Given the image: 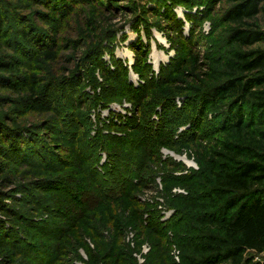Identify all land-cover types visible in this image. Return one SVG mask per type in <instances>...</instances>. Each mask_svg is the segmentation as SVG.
<instances>
[{"label": "rangeland", "instance_id": "rangeland-1", "mask_svg": "<svg viewBox=\"0 0 264 264\" xmlns=\"http://www.w3.org/2000/svg\"><path fill=\"white\" fill-rule=\"evenodd\" d=\"M191 1L0 0V264H183L231 113L210 94L233 2Z\"/></svg>", "mask_w": 264, "mask_h": 264}, {"label": "trees", "instance_id": "trees-1", "mask_svg": "<svg viewBox=\"0 0 264 264\" xmlns=\"http://www.w3.org/2000/svg\"><path fill=\"white\" fill-rule=\"evenodd\" d=\"M232 2L223 18L226 52L215 60L217 82L210 94L216 105L229 103L231 113L225 137L216 139L202 157L203 180L211 184L210 189L201 200L187 197L184 201L193 214L186 226L198 230L199 236L186 244L189 252L183 264H264V258L249 255L264 253V26L259 21L264 0ZM2 26L0 19V33ZM19 31V41L27 46L42 38L38 31L33 38ZM44 54L49 59L53 55ZM20 130L9 131L10 152L15 155H21L23 148L17 136L29 138Z\"/></svg>", "mask_w": 264, "mask_h": 264}]
</instances>
